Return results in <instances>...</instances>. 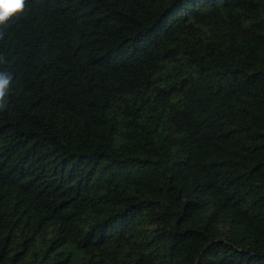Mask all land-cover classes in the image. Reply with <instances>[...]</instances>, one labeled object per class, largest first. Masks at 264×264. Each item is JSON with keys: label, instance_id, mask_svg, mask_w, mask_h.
<instances>
[{"label": "trees", "instance_id": "1", "mask_svg": "<svg viewBox=\"0 0 264 264\" xmlns=\"http://www.w3.org/2000/svg\"><path fill=\"white\" fill-rule=\"evenodd\" d=\"M0 55V264H264V0H26Z\"/></svg>", "mask_w": 264, "mask_h": 264}, {"label": "clouds", "instance_id": "2", "mask_svg": "<svg viewBox=\"0 0 264 264\" xmlns=\"http://www.w3.org/2000/svg\"><path fill=\"white\" fill-rule=\"evenodd\" d=\"M26 0H0V27L5 26L8 21L23 13ZM5 63L4 57L0 55V64ZM13 82V73L0 70V109L6 106V96L10 93Z\"/></svg>", "mask_w": 264, "mask_h": 264}]
</instances>
